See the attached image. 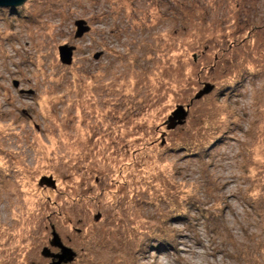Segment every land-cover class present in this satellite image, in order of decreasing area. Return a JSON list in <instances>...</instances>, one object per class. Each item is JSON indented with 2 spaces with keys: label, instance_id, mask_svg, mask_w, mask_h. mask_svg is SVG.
<instances>
[{
  "label": "rangeland",
  "instance_id": "374dc122",
  "mask_svg": "<svg viewBox=\"0 0 264 264\" xmlns=\"http://www.w3.org/2000/svg\"><path fill=\"white\" fill-rule=\"evenodd\" d=\"M52 227L68 264H264V0L0 8V264Z\"/></svg>",
  "mask_w": 264,
  "mask_h": 264
},
{
  "label": "water",
  "instance_id": "95a60500",
  "mask_svg": "<svg viewBox=\"0 0 264 264\" xmlns=\"http://www.w3.org/2000/svg\"><path fill=\"white\" fill-rule=\"evenodd\" d=\"M25 1L26 0H0V8L16 7L23 4ZM75 26L77 28L76 38L81 37L83 33L89 31V27L83 20L77 21L75 23ZM73 50L74 48L68 47L67 45L58 48L59 59L63 64H71ZM95 57L97 58V55ZM212 89V85H206L204 91H201L200 94L196 97V99L200 98L202 95L211 92ZM185 115L186 113L184 112L183 107H178V109L169 118V121H173L174 118L182 119L185 117ZM50 245L59 249V253H51L47 249L42 252V255L44 254L43 256L51 258V264H68L74 260L75 252L71 248L61 243V240L58 234L54 231L53 227Z\"/></svg>",
  "mask_w": 264,
  "mask_h": 264
},
{
  "label": "trees",
  "instance_id": "16d2710c",
  "mask_svg": "<svg viewBox=\"0 0 264 264\" xmlns=\"http://www.w3.org/2000/svg\"><path fill=\"white\" fill-rule=\"evenodd\" d=\"M175 220H177L178 221L177 224H179V223H183V221L186 220V218L183 216V214L181 212V213H178V216H176V219ZM175 224H176V222H175ZM155 244L157 246H162V247L171 246L170 242L168 241V238H166L165 236L161 237L160 240H157V242Z\"/></svg>",
  "mask_w": 264,
  "mask_h": 264
}]
</instances>
